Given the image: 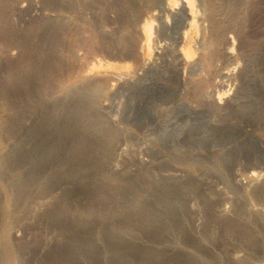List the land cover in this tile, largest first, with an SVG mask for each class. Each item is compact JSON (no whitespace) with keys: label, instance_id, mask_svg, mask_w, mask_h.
Segmentation results:
<instances>
[{"label":"rangeland","instance_id":"obj_1","mask_svg":"<svg viewBox=\"0 0 264 264\" xmlns=\"http://www.w3.org/2000/svg\"><path fill=\"white\" fill-rule=\"evenodd\" d=\"M126 1L54 0L43 13L33 0H0V264H9L5 225L14 264H264V196H253L264 194V0H190L192 27L183 0H157L169 3L165 23L146 17L142 44L126 28ZM43 20L67 28L52 63ZM88 34L106 48L85 49ZM84 78L105 83L86 129L91 160L53 164L44 207L43 102L64 100L61 87L75 92ZM59 118L73 126L67 137L84 130L80 118ZM141 210L157 214L142 221Z\"/></svg>","mask_w":264,"mask_h":264},{"label":"bare ground","instance_id":"obj_2","mask_svg":"<svg viewBox=\"0 0 264 264\" xmlns=\"http://www.w3.org/2000/svg\"><path fill=\"white\" fill-rule=\"evenodd\" d=\"M33 1H35V3H36V4H34V8H32V9H34V11L35 10L36 11H43V13H44V11L45 10H48V8H50L52 6H55V5H53L54 0H33ZM192 1H190V0H183V3H182L183 12L187 16L186 19H189V16L191 17V20H189L188 22H186V24H188V26H191V27H192V25L194 23L193 21L196 20V18H195L196 15H195V10H194L195 8H194V5H193L194 2H192ZM141 2L140 3L142 5L140 7V6H138V4H136V0H128V1H126V6L128 8H130V10L132 12H134V19L133 20H131V19L128 20V24H126V28L129 29V33L131 35V38L132 37H136L138 39V41L140 42V44H142L141 42H146V43H149L150 42L149 40H150V29H151V27H150V24L148 23V18L146 19V17H149V20L151 21L150 17H153V16H156L157 15L158 18L160 17V19L162 20V22L165 23V18L163 17V15H165L164 12L166 10H168L167 8L169 7L168 6L169 3L168 4L167 3L166 4H163V2H162V5H160V4H157V0H142ZM166 2H168V0ZM42 3H43V5L40 6ZM46 4H49L51 6H49V5L47 6ZM137 6L140 7V8H138ZM169 9H171V8H169ZM35 13H37V12H35ZM152 19H154V18H152ZM142 20H144V21H142ZM142 22H144V23L142 24ZM60 25H62V24H60ZM60 25H57V23L53 24V22H50V20H48V21L46 20V22L43 20V25H42L43 26V55H45L44 54L45 52L48 53V51H45V50H47V49H45L46 47L49 48V50H51V55L50 54H48V55L46 54L47 55L46 56L47 59H43V62L52 63L51 62L52 60L54 62L55 59H52V55L55 56V54H57V53L54 52V50H57L56 48L58 46H62L61 45V43H62V41H61L62 40V36H63V38L65 37L64 35H62V33L64 32V29L63 28H65V27L62 28ZM77 25L79 27V24H77ZM77 25L74 24L73 27H75ZM73 27H71V28H73ZM65 29H67V28H65ZM75 29H77V28H75ZM75 29H72V30L75 31ZM85 30H87V29H85ZM90 30H91V28H90ZM68 31L69 30H67V32H65V33L68 34L70 32V31L69 32ZM92 31H93V28H92ZM185 31H187V32H185ZM185 31H181V32H185L182 40L183 39L188 40V38H190V37H188L189 36L188 33L190 32V29L189 30L186 29ZM87 33H90V32H87ZM77 35H79V34H77ZM89 35L90 34H88L87 37ZM84 36H85V34H84ZM90 36H91V39H90V37L89 38H85L84 37V39H86V41H88L90 39L87 43L84 42L86 44L82 43L83 46H85V49H87V50H93V52H97L96 50H94L95 48H98V50H99V48H106L105 46H106V42L107 41L105 43H103L104 40L102 38H99V39L102 40V43H101L100 41H97L96 39L92 38L93 35H90ZM97 37H99V35ZM70 38L71 39H69V38L65 39L66 42L67 41L69 42V45H68L69 46V48H68L69 50H67V48L64 47L66 45V43L64 44L63 47L66 49L65 51H68L69 52L70 55H73V53L74 54H77L74 51L75 50H79V48H77L78 45H79V41H80V40H77L79 37L78 38H75V37L72 36ZM80 39H82V36L80 37ZM182 40L180 38V41H182ZM82 44H80V45L82 46ZM26 46L28 47V43H26ZM81 46H80V48H81ZM110 47H112V46H110ZM64 48H61V50L64 49ZM121 48H122V51H126V50L131 49V42L128 40V38L121 41ZM83 50L81 52H83ZM180 51H181V49H180ZM52 52H54V53L52 54ZM88 52H90V51H88ZM104 52H106V54H108L107 51H104ZM129 52H127L128 54L127 53L124 54V56L129 55V54L131 55V53H129ZM190 52L191 51L188 50V49L185 52H183L184 54H183V57H182V61H187V62L189 61V55L191 54ZM63 54H64V57L65 58H69L70 57V56H67L66 57L65 54H67V53H65V52ZM69 54H67V55H69ZM90 55H91V53H90ZM81 56H83V55H81ZM74 57L75 58H73V56H71L72 59H74V60L77 59V57L75 55H74ZM78 58L80 59V57H78ZM61 59H63V57ZM85 61H87V60L85 59ZM76 62H77V60H76ZM190 63H192V62H190ZM73 64L76 65V66H78V67L79 66L81 67V65H77L79 63L76 64V63L73 62L72 65ZM45 65H49V64H45ZM138 65H139L140 70L144 69L145 64L143 62L140 63V64H138ZM50 66H53V65H50ZM80 67L79 68L76 67L75 69H80ZM83 67L84 66H82V68ZM68 68H70V66ZM68 68L66 67V69L69 71L70 69H68ZM68 73H70V72H68ZM77 73H80V72H77ZM83 73H85V72H83ZM95 73H97V72H95ZM98 73H100V72H98ZM106 73L105 74H103V73L101 74L100 73L101 75L98 74L99 80L101 78H102V80H105L106 79L107 83H109L108 81L116 78V76H114L112 73H109V74H112V75H109V74H106ZM94 75H96V74H94ZM124 75H126V74H124ZM69 76L70 75L66 76V77H68V80L69 81H65V83L66 84H69V82H70L72 84L70 87H72V86H74L76 84L74 81H78V80L75 79L76 76L73 77V78L71 76L72 81H73V83H72L71 80L69 79L70 78ZM118 76H120V74H118L117 77ZM121 76H123V75H121ZM90 77H88V75H87V78H90ZM94 77H96V76H94ZM85 78H84V80H85ZM92 79L94 80L95 78H91V80ZM85 82H86L87 85L84 86L83 84H85V83H82V85H81L80 88L77 87V85H76V88L77 89L75 90V92L70 91L71 89H69L68 86L67 87H64L66 85V84H64L61 87V91L66 95V97H65L66 99L64 98V100H61V101H57L56 100L55 102L52 103V105H48V106L45 105V103L43 102V191L44 190L47 191L46 188L48 189V187H49V186L47 187V185L49 183L47 184V180H46V178H48L47 172H48V170H49L50 167H53L54 166L53 164H55L57 166V170L58 171H64L70 165V163H72L75 160V156H77V158H81L83 160H91V155H92L91 152L92 151H90V150L92 148L88 147L89 144H88V140L86 139V129L91 128V127L94 126L93 123H94V120H95L94 119L95 118L94 117L95 115L93 114L94 115L93 116L91 113L92 112H96V110H97V106H96L97 105V101L96 100L99 98L98 96L101 93L102 94L104 93L102 91L104 89L105 83H103L102 81H97V82H90L88 84V81L87 80H85ZM79 83L80 82H78V84ZM106 85L108 86L109 84H106ZM107 89H108V87H107ZM101 96H103V95H101ZM99 105H100V103H99ZM61 114H71L73 116V118H76V117L77 118H80L83 121V125H84V128L83 129L84 130L80 131L79 134H77L76 136L73 135L72 138H70L69 136L68 137L65 136V134L63 133V130L64 129L65 130H68V131L71 130L73 132V134H75V132H74L73 126L65 125L64 122L59 118V115H61ZM102 127L103 128H106V126L104 124H103ZM106 130H108V128H106ZM45 191L43 192V206L44 205L47 206L46 203H48L51 200V198H52V195H50L49 192H48L49 194H47V192L45 193ZM253 196L256 199H258V200H260L261 198H263L264 194L262 193L261 188L259 190H257V191H254L253 192ZM245 200H243V201H245ZM51 204H49V205H51ZM238 212H239V215H242V214L244 215V211H242L241 208L238 209ZM154 214H157V213L155 211H151V213H150V212H147L145 210H141L139 216H140V218L143 219L142 221H147V220L150 219V217H153ZM125 227L126 228L127 227L130 228L131 225H129V223H128L127 225H125ZM11 230H12V228H10L8 225H5L4 226V229H3V232H2V239H3L2 242H4L3 248H4L5 252H6V254L8 255L9 264H14L15 263V255L12 252L11 246L9 244V238L11 236ZM77 241H79V238H77V237L70 238L69 240H67V243H68L67 245L70 246L72 250H74V249H76L75 247H77V246H75V244L77 243Z\"/></svg>","mask_w":264,"mask_h":264}]
</instances>
